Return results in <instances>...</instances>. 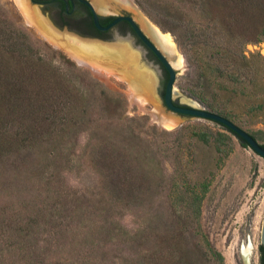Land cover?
<instances>
[{"label":"rangeland","instance_id":"1","mask_svg":"<svg viewBox=\"0 0 264 264\" xmlns=\"http://www.w3.org/2000/svg\"><path fill=\"white\" fill-rule=\"evenodd\" d=\"M163 1L129 0L133 5L128 9L144 31L148 24L170 34L175 42L177 54L183 57V65L175 68L183 80L182 106L196 105L228 117L264 144V90L249 83L244 84L247 89H243L241 84L216 79V72L209 71L215 61L211 57L212 49H197L203 54L201 58L195 51L187 56L175 34L158 24L154 17L160 13L155 3ZM0 21L7 23L6 30L27 33L36 52L73 79L83 93H93L88 85L93 81L109 96L121 99L123 119L131 123L136 135L145 141L149 157H155L153 170L159 178V184L152 187V202L155 201L152 209L111 200L107 203V197L111 198L107 190L102 192L94 178L82 175L78 169V160L89 140L85 133L74 141L73 161L66 159L62 164L52 158L51 167L33 177L29 185V177L15 166L19 160L12 159L8 176L0 180V264H140L143 253L154 254L159 248L156 235L150 237L143 250H138L136 242L141 231H146L150 222L156 220L159 206L166 216L164 222L186 226L188 241L196 243L195 222L184 217L181 193L205 181L210 183V189L202 203L199 220L202 232L224 256L225 264H259L264 220V158L242 147L235 137L217 126L182 121L172 128L161 127L160 108L155 107L159 103L154 99L155 78L147 73V67L146 70L139 66L137 58L127 53L119 59L108 57L106 53L114 51L106 48L109 52L105 54L81 52L77 54L79 61L69 54L70 48L75 52L70 42L83 43L69 40L66 45L49 41L30 25L15 0H0ZM261 43L264 36L245 44V55L248 58L260 55L264 59L260 51L252 48ZM61 45H65V49ZM127 64L131 69L125 66ZM203 65L206 72L209 71V80L200 82L199 68H204ZM261 68L259 75L264 74L262 61ZM127 78L133 82L129 84ZM224 85L228 90L220 89ZM124 123L108 118L104 125L119 130L129 125ZM201 130L228 135L229 146L215 142L205 145L193 136ZM118 142H123L122 135ZM15 181L18 185L11 186ZM176 211L182 212L183 217L172 216ZM249 247L252 250L245 261L244 250ZM165 254L169 255L168 251ZM205 264L219 263L205 260Z\"/></svg>","mask_w":264,"mask_h":264},{"label":"trees","instance_id":"2","mask_svg":"<svg viewBox=\"0 0 264 264\" xmlns=\"http://www.w3.org/2000/svg\"><path fill=\"white\" fill-rule=\"evenodd\" d=\"M163 2L155 3L160 13L154 17L158 24L175 34L187 56L195 51L201 58L203 54L197 49H212L211 57L215 61L209 71L216 72V79L241 84L243 89L249 83L264 90V74L259 75L264 59L260 55L248 58L244 53L245 44L264 36V0ZM5 25V21H0V180L8 176L15 158L19 160L15 166L29 177V185L33 177L51 167L52 158L62 164L66 159L72 160L74 141L85 133L89 140L78 160V169L82 175L94 178L102 192L107 190L111 197L106 196L107 203L111 200L127 206L154 208L152 187L159 184L153 170L156 160L153 155L149 157L145 141L136 135L131 123L123 119V101L109 96L93 81L88 82L93 93H83L73 79L36 52L27 33L6 30ZM203 66L199 68L200 82L208 79L209 71ZM220 89L228 90L225 85ZM108 118L129 125L119 130L105 127ZM214 124L235 137L242 147L249 148L230 129ZM121 135L128 147L118 142ZM193 136L205 145L215 142L229 146L227 140L231 141L221 132L201 130ZM138 140L143 142L134 144ZM209 189L210 183L205 181L181 193L184 217L195 222L194 238L198 241H188L186 226L164 222L166 216L159 206L156 220L136 238L138 250H143L150 237L156 235L159 248L154 254L143 253L140 264H205V260L225 264L224 256L202 232L199 221ZM178 212L172 216L183 217ZM261 252L264 264L262 246Z\"/></svg>","mask_w":264,"mask_h":264},{"label":"flooded vegetation","instance_id":"3","mask_svg":"<svg viewBox=\"0 0 264 264\" xmlns=\"http://www.w3.org/2000/svg\"><path fill=\"white\" fill-rule=\"evenodd\" d=\"M25 1L27 3V0ZM27 5L34 12L32 21L45 23L48 29L58 36L57 42H64L67 45L71 40L89 45L97 44L113 50L120 58L123 57V52L128 51L133 58H137L140 67L149 69L147 73L152 74L156 81L154 97L157 96L165 104L169 72L154 50L145 42L144 36L151 44L157 46L129 11L128 6L133 5L129 0H28ZM37 11L40 14H37ZM38 24L36 23L37 26ZM147 26L149 27L148 24ZM167 59L169 61L168 56ZM116 66L124 69L123 66ZM125 66L130 69L132 67L129 64ZM126 80L133 81L131 78ZM174 104L182 106L177 101ZM259 264H263L261 247Z\"/></svg>","mask_w":264,"mask_h":264},{"label":"water","instance_id":"4","mask_svg":"<svg viewBox=\"0 0 264 264\" xmlns=\"http://www.w3.org/2000/svg\"><path fill=\"white\" fill-rule=\"evenodd\" d=\"M138 32L141 36H143L141 31L138 30ZM143 38L148 46L152 48L160 58V60L168 70L170 76L165 91V104H163L161 99L157 96H155L154 98L159 103L158 105H155V107L160 108V111H158V116L160 120L159 124L161 127H163L164 122H166V120H162V117L173 121L174 124H178V122L183 121L216 126L214 123H218L237 134L240 138L247 142L250 149L264 158V147L251 134L234 124L229 119L205 109H200L196 105L176 106L174 104L175 101L181 103L183 80L177 73V70L168 61L167 55L163 51L159 50L157 46L151 44V42H149L147 38H145V36ZM132 82L133 81H128L129 84H131ZM162 114L164 116H162ZM262 247L264 248V220L262 227ZM243 257L245 261H248V258L244 254Z\"/></svg>","mask_w":264,"mask_h":264},{"label":"bare ground","instance_id":"5","mask_svg":"<svg viewBox=\"0 0 264 264\" xmlns=\"http://www.w3.org/2000/svg\"><path fill=\"white\" fill-rule=\"evenodd\" d=\"M15 2L18 5V7H19L20 11L22 12V14L24 15V17L26 18V20L30 23V25H32V27L38 28L37 30H39L41 33H43L44 36L49 41L56 42L57 40H59L55 36V34L52 33L48 29V26H46L45 23L40 22V21L39 22L32 21L33 17H34V12H33V9L30 10L29 7H28V5H29V4L27 5L28 0H27V3H26L25 0H15ZM105 7H107V6H105ZM35 9H36V7H35ZM38 13L39 12L37 11V14ZM38 19H40V18H38ZM36 23H39L38 26L36 25ZM144 28H145V31H147V33L153 38V40L155 41L157 46L168 56V58H169V60L171 62V65L174 68L181 67L183 65V57L181 55L177 54L176 44L173 41L171 35L170 34H164V33H162L161 31H159L157 29H153L150 26L148 27L147 25ZM70 44L74 46L75 52L71 50L72 48H70L69 54L71 56H73L75 59L79 60V61H80V58H79V56L77 54H80L81 52H85L86 54L91 53V52H96L97 54L98 53L105 54L106 52H109V51H107L106 48H103V47H101L99 45H95V46H93V45H83V44L81 45V44H76L75 42H70ZM60 47L64 48L65 45H61ZM76 48H78V49H76ZM111 53L110 52L106 53V55L108 57L115 56L116 58L119 59V56H120L119 54L117 55L114 52H113V54H111ZM125 53H127V55H129V57H132L131 54H129L128 52L125 51ZM125 53H123V55ZM139 90H141V88H139ZM162 120H166V122H164L165 128H172L175 125L173 121H171V120H169L167 118L162 117ZM251 250H252L251 247H249L247 250H244V255L247 258L249 257V255L251 253Z\"/></svg>","mask_w":264,"mask_h":264},{"label":"built area","instance_id":"6","mask_svg":"<svg viewBox=\"0 0 264 264\" xmlns=\"http://www.w3.org/2000/svg\"><path fill=\"white\" fill-rule=\"evenodd\" d=\"M252 48L260 51V53H262V55H264V43H261L259 45H255ZM251 48V50L253 51V49Z\"/></svg>","mask_w":264,"mask_h":264}]
</instances>
